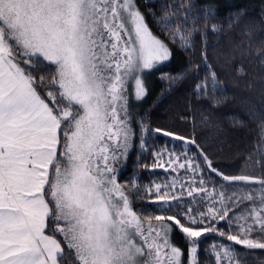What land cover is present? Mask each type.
Masks as SVG:
<instances>
[{
	"label": "rangeland",
	"instance_id": "1",
	"mask_svg": "<svg viewBox=\"0 0 264 264\" xmlns=\"http://www.w3.org/2000/svg\"><path fill=\"white\" fill-rule=\"evenodd\" d=\"M0 23V264H195L179 234L192 230L128 217L111 187L149 73L172 54L135 0H0ZM32 57L55 65L67 106L36 92ZM182 182L159 181L162 201Z\"/></svg>",
	"mask_w": 264,
	"mask_h": 264
},
{
	"label": "trees",
	"instance_id": "2",
	"mask_svg": "<svg viewBox=\"0 0 264 264\" xmlns=\"http://www.w3.org/2000/svg\"><path fill=\"white\" fill-rule=\"evenodd\" d=\"M135 4L172 54L149 73L133 148L112 180L117 200L132 219L192 230L179 233L186 261L193 244L195 264H264V0ZM24 68L39 95L68 105L53 63L32 57ZM167 155L169 170L159 167ZM178 175L177 194L162 201L156 184Z\"/></svg>",
	"mask_w": 264,
	"mask_h": 264
}]
</instances>
